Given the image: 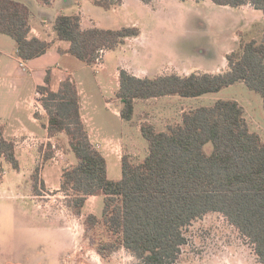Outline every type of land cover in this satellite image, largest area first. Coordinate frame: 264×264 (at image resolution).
<instances>
[{"label": "trees", "instance_id": "obj_1", "mask_svg": "<svg viewBox=\"0 0 264 264\" xmlns=\"http://www.w3.org/2000/svg\"><path fill=\"white\" fill-rule=\"evenodd\" d=\"M141 1L150 4L154 0ZM211 1L218 6H250L264 14V0ZM119 2L94 0L105 10L115 9ZM31 16L26 4L0 0V34L15 41L17 57L25 63L46 55L54 41H63L70 47L59 49L60 53L92 66L101 51L115 50L141 35L135 26L84 28L80 14L60 15L53 23L55 40L48 42L32 35ZM227 61V70L217 74L139 78L120 70L116 92L120 117L132 122L138 100L197 98L240 82L261 96L264 108V37L261 41H241L238 50L227 55ZM38 92L48 136H66L78 160L63 170L60 186L70 197L73 215L81 216L90 197L104 198L102 216L90 214L85 220L88 231L102 230L103 237L95 245L99 257L108 261L123 250L137 260L136 264H178L188 242V229L207 215L219 214L250 246L257 263L264 264V141L251 130L239 102L219 100L183 112L182 121L169 124L166 131L143 123L146 158L133 162L130 156H122V179L113 180L108 176L106 157L90 139L77 83L69 76L56 83L49 69ZM208 145L212 146L209 152ZM16 151V143L4 137L1 126L0 158L20 172ZM54 154L52 144H48L43 161L52 160ZM32 178L33 191L39 196L45 188L39 169Z\"/></svg>", "mask_w": 264, "mask_h": 264}, {"label": "rangeland", "instance_id": "obj_2", "mask_svg": "<svg viewBox=\"0 0 264 264\" xmlns=\"http://www.w3.org/2000/svg\"><path fill=\"white\" fill-rule=\"evenodd\" d=\"M16 1L31 8L33 27L41 28L43 19L50 21L46 28L48 36L43 38L48 42L55 40L53 22L60 15L80 14L85 28L118 30L135 26L141 35L100 54L102 58L92 66L74 57L64 61L68 65L61 63L58 50L69 43L54 41L46 55L34 60V64L27 63L28 72L19 68L16 76L26 82L20 96L26 129L18 126L10 115L12 95L0 97V116L10 115L9 120H0V124L5 127L4 137L17 142L21 166L20 172L15 171L0 158V264H136L137 260L123 250L108 261L95 252L97 241L103 237L102 230L88 231L85 220L90 214L102 216L104 198L87 203L81 216L73 215L68 205L70 197L60 191V186L63 170L76 165L78 160L70 150L67 137L63 136L51 143L55 153L52 160L43 161L48 149V143L44 142V121L30 122L33 110L24 101L34 98L35 81L41 80L42 84L47 70L53 71L56 83L64 72L79 85L82 115L92 139L101 144L100 151L109 153L104 139H123L133 154V162L143 161L148 153V143L141 132L143 123L154 125L157 131H166L169 124L182 121L183 112L211 106L219 100L239 102L246 110L251 130L259 133L264 141L262 98L241 82L197 98L171 96L138 100L132 122L120 117L121 105L116 97L120 70L139 78L226 71L227 55L238 50L241 41L263 39L264 14L250 6H218L211 0H154L150 4L119 0V5L112 10L96 6L94 0H53L51 5L39 0ZM0 41L4 42L8 54L4 60L11 62L9 56L15 57V41L3 34ZM211 149V145L206 146L208 152ZM107 162L108 176L121 180V159L110 154ZM36 169H39L40 182L45 184L39 196L33 191L32 176ZM76 217L78 220L74 221ZM186 237L188 242L178 264H258L250 246L219 214H210L195 222Z\"/></svg>", "mask_w": 264, "mask_h": 264}, {"label": "crops", "instance_id": "obj_3", "mask_svg": "<svg viewBox=\"0 0 264 264\" xmlns=\"http://www.w3.org/2000/svg\"><path fill=\"white\" fill-rule=\"evenodd\" d=\"M20 3L26 4L24 2H20ZM245 7H247V6H245ZM82 22H83V19H82ZM48 24H50V21L46 20V19H43L42 20V25L43 26L41 28H35V27L32 26V28H33L32 35H34L36 37H39L41 39H43L44 37L48 36V31H46V28L49 27ZM3 44H4V42L0 41V91H2V93L0 92V97L1 98H6V96L9 97V95H12L10 97L11 101H12L11 108H10V113L11 112L12 113L10 115L11 116L13 115L12 119H13L14 122H16V124L18 126L22 127V129H26V126L24 124L25 117H24V113L22 112V109H21V103L22 102L20 101L21 92L25 88L26 82L24 81L23 78H19V77L16 76L17 71L19 70V68H21L20 65H19L20 64V60L17 57V49L15 48V57L13 59L11 58V56H9L11 62L5 61L4 58L8 57V54L6 52V46H4ZM69 47H70V45L65 47V48H59V49L67 50ZM59 53H60V51H59ZM60 55H61V57L59 58V60L62 59L61 63H65L66 61L70 60L69 58L73 57V56H71L69 54L60 53ZM33 62H34V60L31 61V63H29V62L28 63H29V65H31V64H34ZM66 65H68V64H66ZM22 70L24 72H28L29 71V69L27 68V63H26V68L22 69ZM65 71L67 72V69ZM65 78H66V75L63 72V75L60 77V79L58 80L57 83H59L60 81L64 80ZM40 83H41V80H40V82H39V80L35 81L37 92H38V87L43 85L44 81H43L42 84H40ZM77 86H78V89H79L80 97L82 99V96H81L82 92H81L78 84H77ZM7 89H8V91H7L8 95L6 94V90ZM154 100H157V99H154ZM24 102L25 103L28 102L29 107L33 110L32 114L29 115V119L28 120L30 122H32L33 124H37V123L42 122V121H44L42 123H46L47 122V120L44 119V117L46 116V112L43 109V107L41 106L40 99H38L36 97V94H35L34 98L31 97L29 99V101L25 100ZM82 111H83V107H82ZM82 114H83V112H82ZM10 115H8V114L1 115L0 116V120L1 121H5V119L9 120L10 119ZM37 115H39L40 118H42V119L40 120L37 117ZM82 116H83V119H84V115H82ZM84 121H85V119H84ZM85 123H86V121H85ZM86 125H87V123H86ZM1 126L2 125L0 124V127ZM87 128H88V132H89L90 139H91L92 143L95 146L98 145L100 147L99 150H101L102 149L101 144H99L97 141L95 142V140L92 139V137H93L92 136V132L89 130L88 125H87ZM3 129L5 131V127H3ZM45 131H46V137H44V140H45L44 142H47L48 144H51L52 142H54V140L56 138L63 137V135H61V136H58V137L50 138L48 136V133H47L46 129H45ZM14 138L17 139V136L15 135ZM103 141L106 143L105 148L109 152L106 155L104 154L106 159H108L110 154L114 155V156H117L119 159H122V156H124V155H128L130 157L133 156V154L130 152V150L128 151V148L125 146V143H124L123 139H117L116 140V139H113V138H109V139H104ZM15 143L17 144L16 141H15ZM108 175H109V173H108ZM97 199H98V197H90L87 203H91V202H93V201H95ZM73 220L75 221V220H78V219L76 217V219H73Z\"/></svg>", "mask_w": 264, "mask_h": 264}, {"label": "built area", "instance_id": "obj_4", "mask_svg": "<svg viewBox=\"0 0 264 264\" xmlns=\"http://www.w3.org/2000/svg\"><path fill=\"white\" fill-rule=\"evenodd\" d=\"M104 53V51H101V53L100 54H103ZM100 58H102V56H100L97 60H96V62L98 63L99 62V60H100ZM20 67L22 68V69H25L26 68V63L25 62H23V61H21L20 60ZM36 97L38 98V99H41V93L40 92H37L36 93ZM96 148L99 150L100 149V147L97 145L96 146Z\"/></svg>", "mask_w": 264, "mask_h": 264}]
</instances>
